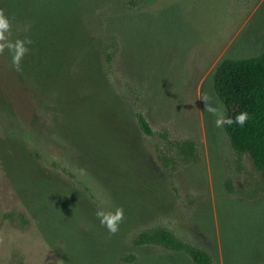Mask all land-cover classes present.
<instances>
[{
	"label": "rangeland",
	"instance_id": "rangeland-1",
	"mask_svg": "<svg viewBox=\"0 0 264 264\" xmlns=\"http://www.w3.org/2000/svg\"><path fill=\"white\" fill-rule=\"evenodd\" d=\"M32 1L87 34L103 66L83 67L71 93H37L0 48V264H197L131 242L155 223L211 264H264L261 173L202 100L221 102L222 60L264 51V0H0L11 24L0 45L20 40ZM117 209L110 234L96 212Z\"/></svg>",
	"mask_w": 264,
	"mask_h": 264
},
{
	"label": "trees",
	"instance_id": "trees-1",
	"mask_svg": "<svg viewBox=\"0 0 264 264\" xmlns=\"http://www.w3.org/2000/svg\"><path fill=\"white\" fill-rule=\"evenodd\" d=\"M31 5L32 9L28 7L27 11L28 25L19 35L20 40H31L22 66L27 64L28 75L37 86L35 92H40V87L44 85L49 90L55 87L71 93L83 67L87 72L102 68L103 52L100 50L99 53L90 45L89 36L82 30L77 31L66 16L57 18L53 16V11L36 6L35 1ZM23 10L18 8L20 16ZM2 12L9 16L8 6L5 5ZM105 58L108 63V66L104 64L105 68L109 69L113 54L106 51ZM213 82L217 96L226 107V118L234 121L241 112L249 114V120L243 127L233 123L224 128L236 155H248L264 181V51L249 58L222 60ZM135 117L139 128L146 135L153 136L154 131L145 114L136 112ZM131 242L135 246L154 245L186 253L197 264H211L208 252L190 244L174 229L162 223L149 224L131 236Z\"/></svg>",
	"mask_w": 264,
	"mask_h": 264
},
{
	"label": "clouds",
	"instance_id": "clouds-1",
	"mask_svg": "<svg viewBox=\"0 0 264 264\" xmlns=\"http://www.w3.org/2000/svg\"><path fill=\"white\" fill-rule=\"evenodd\" d=\"M11 31L10 19L2 11H0V41H7V34ZM31 44V40L25 38L24 40H16L13 43H5L0 45L2 47H8L12 55V66L16 71H22V60L24 55L29 51L28 45ZM205 102V110L216 117L215 126L221 128L225 125L231 126L233 123L243 127L249 120V114L247 112L239 113L234 121L232 118H226L223 105L219 100H213L211 96L205 94L202 97ZM97 218L100 220V224L104 226L110 234H115L119 230L120 222L123 219V212L117 209L115 213L97 211Z\"/></svg>",
	"mask_w": 264,
	"mask_h": 264
}]
</instances>
